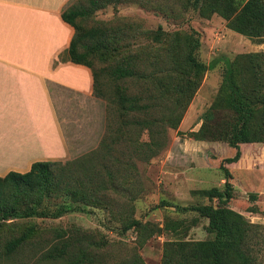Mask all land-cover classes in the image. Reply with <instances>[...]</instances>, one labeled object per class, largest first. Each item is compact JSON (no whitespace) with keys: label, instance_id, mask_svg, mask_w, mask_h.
Masks as SVG:
<instances>
[{"label":"trees","instance_id":"16d2710c","mask_svg":"<svg viewBox=\"0 0 264 264\" xmlns=\"http://www.w3.org/2000/svg\"><path fill=\"white\" fill-rule=\"evenodd\" d=\"M102 1V2H101ZM111 0H76L63 11V19L71 24L74 35L62 60H70L91 68L95 95L108 99L110 127L98 147L73 159L38 160L26 172L10 171L0 176V222L14 218L56 219L62 217L72 201L109 204L111 192L121 188L119 170L137 168V161L148 162L168 145V126L177 127L183 109L200 86L204 74L224 64L220 95L206 111L202 125L193 133L197 140H223L236 149L226 159L237 162L241 144L264 142V52L237 55L235 59L216 57L204 63L197 56L199 36L189 32H172L160 46L146 45L138 51L123 53L110 69L116 90L106 95L100 86V70L96 62L108 60L119 49L115 33L101 26L86 27L82 22L90 12ZM203 17L218 14L227 26L253 40L264 39V0H187ZM141 23L126 25L125 31L141 30ZM118 31H123L119 28ZM115 44V45H114ZM136 81L141 91H129L121 82ZM187 97V99H186ZM225 110L222 122L214 121L213 110ZM178 111V112H177ZM115 118L116 123L112 121ZM144 134L147 138H144ZM101 154L96 163L95 157ZM120 167V168H118ZM225 189L203 190L216 204L177 206L193 210L208 220L212 237L204 240L176 239L168 243L162 264H262L258 247L264 231L245 215L230 208L233 185L231 171L224 167ZM108 176V181L105 176ZM123 177H127L123 175ZM64 197L51 205L54 197ZM138 223L133 220L132 224ZM178 223V222H177ZM178 225L168 224L175 229ZM54 227L46 245L33 252L32 263L24 264H104L96 255L97 244L87 231ZM264 229V226H262ZM36 228L28 227L5 244V255L18 254L34 236ZM75 230V231H74ZM176 230V229H175ZM41 239H38L40 242ZM117 264H146L139 253L125 257Z\"/></svg>","mask_w":264,"mask_h":264},{"label":"rangeland","instance_id":"374dc122","mask_svg":"<svg viewBox=\"0 0 264 264\" xmlns=\"http://www.w3.org/2000/svg\"><path fill=\"white\" fill-rule=\"evenodd\" d=\"M138 22L141 30L125 31L127 24ZM82 23L88 28L97 25L106 28L108 33H115L119 41V49L113 51L108 60L96 62V68L101 71L100 88L106 95L116 90L109 73L116 59L130 49L138 51L146 45L160 46L172 32L199 36L201 46L197 56L207 64L216 57L226 56L233 60L242 53L264 52V39L253 40L233 31L218 14L210 18L201 16L187 0H111L90 12ZM119 28L123 31H118ZM223 79L224 64L220 62L204 74L186 107L185 102L178 107V111L183 109L182 117L177 127L168 126V145L148 162L138 160L137 168L122 170L118 167L121 188L105 198L110 200L109 204L69 199L64 205L72 209L56 219L33 216L1 221L0 264L32 263L33 252H39L48 243L53 228L58 226L89 232L97 242L92 248H97L95 253L104 264H117L136 252L146 264H162L170 241L212 237L206 218L199 216L197 211L177 206L218 203L203 190L225 189L224 167L231 171L233 185L232 198L227 205L245 215L251 223L260 225L258 232L262 235L264 142L241 144V158L228 162L226 159L236 153L234 147L223 140L198 141L192 135L199 130L206 111L220 95ZM136 81L121 82V85L129 91H141L142 86ZM55 95V107L68 147L67 153L56 159H73L98 147L110 127L112 114L108 99L95 93L82 95L61 89L56 90ZM213 112L216 113L214 121L222 122L225 110ZM144 138H147L145 134ZM100 157L101 154L95 157L96 163ZM126 174L127 177H123ZM105 179L108 181L107 175ZM63 199L56 196L51 205L54 207ZM135 219L138 223L132 224ZM168 224L178 227L167 229ZM28 227L36 228L34 236L18 254L7 257V241ZM258 239L259 259L264 264V244L262 246V237Z\"/></svg>","mask_w":264,"mask_h":264},{"label":"crops","instance_id":"0c3cea01","mask_svg":"<svg viewBox=\"0 0 264 264\" xmlns=\"http://www.w3.org/2000/svg\"><path fill=\"white\" fill-rule=\"evenodd\" d=\"M71 1L0 0V176L67 153L56 90L93 94L91 68L60 59L75 32L62 17Z\"/></svg>","mask_w":264,"mask_h":264}]
</instances>
